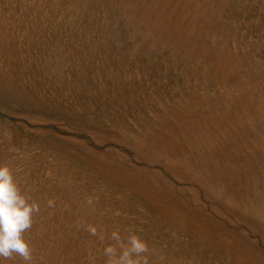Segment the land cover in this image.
I'll list each match as a JSON object with an SVG mask.
<instances>
[{"label": "rangeland", "instance_id": "374dc122", "mask_svg": "<svg viewBox=\"0 0 264 264\" xmlns=\"http://www.w3.org/2000/svg\"><path fill=\"white\" fill-rule=\"evenodd\" d=\"M0 164L31 264H264V0H0Z\"/></svg>", "mask_w": 264, "mask_h": 264}, {"label": "clouds", "instance_id": "9594fccd", "mask_svg": "<svg viewBox=\"0 0 264 264\" xmlns=\"http://www.w3.org/2000/svg\"><path fill=\"white\" fill-rule=\"evenodd\" d=\"M38 210V205L29 203L21 193L11 169L0 164V264L13 253L23 257L26 264H31V249L23 233L31 227L32 215ZM90 231L96 234L95 227H91ZM112 237L119 240V233L113 232ZM129 239L130 247L125 248L118 258L110 259L109 264H142L141 254L148 251L147 243L134 234ZM105 254L112 258L115 249L108 246Z\"/></svg>", "mask_w": 264, "mask_h": 264}]
</instances>
